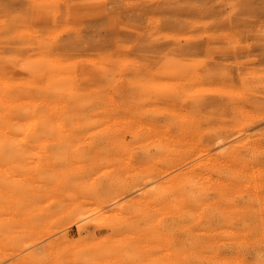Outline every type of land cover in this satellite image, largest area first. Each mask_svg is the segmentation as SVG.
<instances>
[{"label":"bare ground","instance_id":"1","mask_svg":"<svg viewBox=\"0 0 264 264\" xmlns=\"http://www.w3.org/2000/svg\"><path fill=\"white\" fill-rule=\"evenodd\" d=\"M103 147L163 157L161 212L39 247ZM0 218V264H264V0H0Z\"/></svg>","mask_w":264,"mask_h":264},{"label":"rangeland","instance_id":"2","mask_svg":"<svg viewBox=\"0 0 264 264\" xmlns=\"http://www.w3.org/2000/svg\"><path fill=\"white\" fill-rule=\"evenodd\" d=\"M153 154L155 155H151L147 161H144V157L133 155L126 148L103 147L100 152L87 157L82 156L80 160L73 161L78 172L75 174L72 191L84 202L86 208L96 209V211L82 219L78 223L79 227L69 225L66 221L48 225L39 235V238L42 237L40 240H43L39 247L43 248V244L63 234H67L74 240L91 233H94L97 238L110 237L111 231L101 226L109 222L110 215L115 211L119 213L116 209L124 201L132 198L141 200L147 216L153 212L154 208H159L161 212L162 209L152 198V192L161 187L167 177L162 165L163 157L156 156L157 153ZM23 158L28 162L34 157L24 155ZM145 163L150 167L149 172L139 174L138 169ZM111 224L115 229L120 230L121 225L117 218L111 221ZM141 226H144V222ZM163 233L164 231L160 228L159 234ZM145 245L148 250H151L153 245L158 250L164 249L162 242L152 244L150 241V244L145 243Z\"/></svg>","mask_w":264,"mask_h":264}]
</instances>
